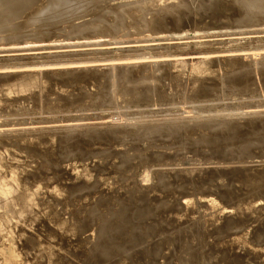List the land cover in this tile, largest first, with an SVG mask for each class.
<instances>
[{"label": "rangeland", "instance_id": "1", "mask_svg": "<svg viewBox=\"0 0 264 264\" xmlns=\"http://www.w3.org/2000/svg\"><path fill=\"white\" fill-rule=\"evenodd\" d=\"M61 1L63 3H65V2L69 3L70 0H68V1L67 0H61ZM130 1L129 0H125V1L124 0H112L110 3H108L109 0H101L99 2L96 1L97 3L96 2L94 3V7L97 5L98 9L96 6L95 8L92 7L91 10H88L90 12L93 9L96 10V12H94V10L92 11L94 14L89 12L90 14H88L89 15L88 17L85 14L88 12L83 11L85 15H82L83 12H80V14H78V13L74 12L76 10L74 8L75 6L73 7L74 9H72V5H70L68 10L69 11L72 10V12L66 11V13H68V14H65V16L60 18L61 20L60 19L53 20V18L56 19L59 15L57 17L56 16L54 17V15L50 16L51 14H49L52 21L57 22L60 20V21H62L63 24L59 21L58 23H60V24L57 23V26H55L57 28H55L53 26V23H55V22H52L49 19L48 20L49 23H48L45 21V19L47 20V17H45V19H43V21L41 20L42 22L39 21V23H36L37 24L36 26L35 25L33 26L34 28H36L35 31H34L33 27L31 28L32 31L29 32L31 34H29L26 31V28L23 26V25H26V24H24V20H21L23 18L19 19L20 22L18 21L16 23V26L14 25L15 29H14V27H11L13 29H10V27H7L9 30L8 31L6 28V25L3 24L0 26V28L2 29V30L0 29V75L3 77L2 78L0 76L2 78V80L0 78V81L2 82V83L0 82L1 86L4 85L5 83L10 82L13 79L11 77H4L10 73H11V76H14V75H18V74H27L28 73L27 71H29L31 73H33V72L35 73L37 71L38 72H41V71L45 72V71H50V70L54 71L57 69L58 70H68V69L71 70L74 68L75 69L78 68V69H82V70L84 69V72H86V71L90 70V66L93 69L97 68V71L99 69V71H98L99 73L105 72L104 74L102 73V74L98 75L99 76L98 78H100L101 80L98 79L99 81L98 80L97 81L99 82V85L95 84L97 86H94L95 89L97 90V92L95 91L93 97L88 99V100H91L92 102H90L88 100L82 101L84 104L82 102H78V103L76 102V104L74 106V101L73 102L70 101L69 103L66 102L67 104L63 103L62 105L53 103L55 105L54 106V105H52V103L51 104L47 103L44 99H41V100L38 99L37 98L38 94L37 95L34 94L31 96L26 95V97H23L24 95H22V96L18 95L19 99L16 96H14L13 98H11L10 100H8L6 102V104L8 102H10V103H8V105L5 104L6 105L5 107H3L2 109L0 108L1 109L0 110V124H1L0 125L1 126L0 134L2 133V135H0V136L1 137L5 136L4 140L1 137L0 138L3 141H5V139L8 140L9 138L11 140H13L14 139L13 137H16V136H17V140H22V139L24 140L25 136H27V137H25V139L35 138L36 136H38L37 138H39V137L41 138L42 134L44 135L42 138H45V139L47 137H48L47 139H51V138L53 139L55 136H57V138L53 139V142L57 140L56 142H54L56 147L54 145H53L54 147L52 146V151H55L54 153H56V154L52 153V151H51V154H52L51 159L54 157V162H57V163L60 162L59 165L61 166V168L64 167L62 169L64 172H67V174H71V175H73V174L77 175L76 176L77 178H80L78 176L79 175L78 173H81L84 170L89 171V169H90V172L93 174V176H95L97 174L95 178H98V179H96V184L94 183L95 185L92 183H86L84 185H80L81 181H79V180H81V179L78 180V179H76V177H74L72 179V181L71 180L70 181L65 180V181L61 182L58 179H55V176L53 174L54 172L52 171L53 173H50V170H49V172L48 171L47 172L50 173L51 176L53 174L52 177L55 180L50 176V174L47 173V175H49L50 179L48 178L46 180V179H44V177L39 176L40 178H36V179L38 181L39 180L40 181L38 182L37 180H34L35 181L34 184L38 185V186L40 185L42 187V188H40L41 192H43L42 189L45 190L42 193L45 197L41 196L42 198L44 197V198H50L51 199L50 202L53 204V206L51 203H49V205H50V211H51L52 215L54 214L53 216H55V213H56V216L58 214H60V212H58L59 209L61 211L64 210V212H65L64 218H67L68 220H72V221L74 220L75 222H77L85 233V236H83V237H85V239H87L89 236H91L94 233L92 230V227L89 225L91 222V218L93 216L100 217V216H104V215H109L110 212H108V211H111L112 215L113 214L116 215V217H114V219L116 220L114 222V224H115V227L117 226V228H114V229H117V230H114V232L112 233V238L109 237V239H108L109 240L108 244L111 246V247H109V251H111V253L108 255H115L116 258L114 257V261H117V260L119 261V259H120V260H122L121 262H123L124 258L127 259L126 261L133 260L132 257L137 256L140 253L139 255L142 256V261L141 260H139L140 262L136 261V262H134L135 264L136 263L137 264H144V263L145 264L146 263L147 264H185L182 261L183 257H184V261L185 260L188 261V260L192 259L193 264H204V262H205V264H211V263L212 264H218V263L219 264H224V263L225 264H251V263L252 264H262V262L264 264V251H262V250H264V246H263L264 245V221H263L264 220V212H263L264 211V207H263L264 206V194H263L264 193L263 192L264 191V184L262 183L263 185H261V183H260L259 184L260 186H259L258 183L254 182L256 184L255 185L252 181V180H254V181L257 180V178H259V175H260V177L264 176V173H263V171H264V72H262V71H264V69H263L264 68V20H263L264 17H263V15H257V16H255L256 18L253 17V21L251 20L252 18L248 19L246 17V19H245V17H242L243 14H242V12H240L241 10H240L239 6L236 4L234 5V2L231 3L233 0H231V1L230 0H178V1L174 0V2H173V0H170V1L167 0V2H166L167 4H177L178 6L176 5V7L179 8V6H182L183 8L180 7V9H181L180 11L179 10H173L174 8L173 9L167 8V10H168L167 11L164 8V9H162L163 12L160 11V14L157 12V15L160 16V18L156 16V13H154V15L151 16V18L149 19V23L147 24V26H145L146 28L142 27V26L140 28L139 23H137V24L135 23V22H137V20L140 19V15L138 16V14H135L136 12L135 13L130 12L131 14L130 13L129 14L131 15V18L133 20H131L129 22L130 15H129V17L127 16L125 18L126 19L125 27H124V25H123V27L120 26L116 29L118 31H116V30L114 31L113 30L114 28L111 26V25H113V23H112L113 17H111V15H110L111 12L113 14H115L114 12H116V13L120 12V10L124 9V7H125L124 5L128 6L130 3H132V4L134 3V4L139 5V6L143 5L142 7L146 6L147 7V8L145 7L146 9L149 8L148 3L147 4L144 3L145 1H148V0H142L141 2H143L144 4L140 3L139 0L138 1L132 0L133 2L132 1L130 2ZM164 1H166V0H163L162 2H164ZM137 2L139 4H137ZM70 3H72V2L70 1ZM183 3H185V4H183ZM41 4L43 6L45 3H41ZM140 4H142V5H140ZM180 4H182V5H180ZM103 6H104V8H103ZM105 8H106V10H105ZM32 9H28V12H29V10H32ZM107 9H108V11H107ZM109 9H111L112 11L111 10L109 11ZM175 9H177V8H175ZM165 10L168 12V15H170L172 18L170 16L166 15L167 12ZM172 11H174V12L178 11V13L180 12L182 15L179 13L180 16H178L177 12L172 13ZM102 12H104V13H102ZM108 12H109V15H108ZM257 12L258 11H256L255 14H257ZM164 13H165V15H164ZM76 14H77V16H76ZM100 14H103L105 19L107 17V19L109 21H112V22L108 23V21L106 19L105 20L106 23H105L103 21L104 17L102 19V15L100 17ZM113 14H112V16H113ZM134 14L137 16L134 17L133 16ZM171 14H173V15H171ZM46 15H48V13H44V16H46ZM93 15H96V16H93ZM106 15H108V16H106ZM80 16L82 17L81 21H80V19H81ZM64 18H66V20ZM135 18H136V21H135ZM173 18H175L176 21ZM242 18L245 20V22L243 21ZM258 18H259V21H258ZM160 19L161 20L165 19V20L161 21ZM177 19H179L180 21ZM240 19H242V20H240ZM90 20H92L93 22ZM101 20H102V22H101ZM249 20L252 22H250ZM255 20H257L258 22H255ZM89 21H90V23H89ZM132 21H135V22L132 24ZM163 21H165L167 24ZM237 21H238V24H237ZM50 22L52 23V25L49 26ZM77 22H79V23H77ZM84 22H85V24H84ZM91 22L93 24H95V26ZM152 22H154V23H152ZM172 22H174L175 24ZM241 22H243V23H241ZM80 23H82L83 25H88L87 26L88 28L81 26L82 30H85V31H81V28L79 30L77 29L78 31L76 29H73L74 27L72 28L73 24H74V26H76V28H79L80 25H82ZM97 23H99V24H97ZM100 23H101V25H100ZM161 23L163 26L161 25ZM20 24H23V25H20ZM134 24H135V26H134ZM168 24H169V26H166ZM89 25H91L90 29H89V27H90ZM97 25H98V27H97ZM51 26H53V28ZM93 26L95 28H93ZM99 26H101L100 28H102V29L105 28V31L108 30L109 27L111 26L110 29L112 30V32L110 29L108 32H105L104 29L103 30L99 29ZM48 27H51V29ZM152 27L154 29H152ZM167 27H168V29H167ZM3 28H5V29H3ZM21 28L23 30H21ZM86 28L90 31H88V30L86 31ZM106 28H108V29H106ZM150 28L152 30H150ZM63 29H65V30H63ZM95 29L97 31H95ZM99 30H100V32L104 31V32H102V34H105V35H103V36H102V34L100 35V32L96 33ZM71 31L73 33H71ZM148 31H150L151 33ZM66 32H68V33H66ZM74 32L77 34H74ZM109 32H111V33H109ZM81 33H83L85 36ZM126 33H129V34H126ZM23 34H25V36ZM71 34H74V35L71 36ZM78 34H80V35H78ZM10 35H11V37H10ZM13 35H14V37H13ZM37 35H39V36H37ZM98 35H100V36H98ZM3 37H5V38H3ZM44 37H45V39H43ZM18 39H20V40H18ZM5 41H7V42H5ZM36 41H37V44L35 43ZM94 43H95V45H94ZM84 44H86V45H84ZM30 46H31V48H30ZM70 46H72V47H70ZM61 54H62V56H61ZM261 65H263V66H261ZM118 66L121 68V72L124 69H128V70H126L127 73H125L126 72L125 70L123 71L125 74L122 72V75L124 74L125 76L123 75L124 78L122 77V75L119 77V81H120L119 84H118V78L115 80L108 81L110 79V77H109V74L107 73V71L111 70V67H118ZM122 66H123V69H122ZM47 67H48V69H47ZM259 68H261L262 71ZM41 69H43V70H41ZM133 70H134V72H133ZM90 71H93V70H90ZM128 71L132 72V75L134 74V77L137 78L138 80L132 79V81H131L130 79L133 76L131 75V77H130L131 73ZM135 71H137V72H135ZM148 71H150V72H148ZM93 72H95V71H93ZM14 73H16V74H14ZM106 73L108 74L107 77L105 76ZM135 73H136V76H135ZM127 75H129L130 78ZM8 76H10V75H8ZM101 77H103V78H101ZM125 77H126V80H125ZM127 77L129 80L127 79ZM9 78H10V80H9ZM121 78L124 79V81H123L124 83L121 82V80H120ZM146 78H147V80H146ZM105 79H108V80H105ZM141 79H143V80H141ZM125 81H127V82H125ZM130 81L132 84L134 83L133 85L137 86L135 88L140 90V93H138L139 91L136 92L137 89H135V92L137 94L134 93L131 96L134 98L137 95L134 99H132L130 96H128V97L123 96L125 91H127L130 88L129 87ZM98 82H96V83H98ZM101 82L104 84V85L102 84V88L104 87L103 89L100 86ZM113 82H116V83H113ZM107 84L110 86L111 85L114 86L113 87L114 89L112 87H109ZM139 85H140V87H139ZM98 86H99V88H97ZM105 86H107V87H105ZM2 87H4V86H2ZM231 87H232V89H231ZM108 88H109V90H108ZM100 90H103L102 92H104V93H102ZM105 90H106V92H105ZM110 90H112V91H110ZM159 90H160V92H159ZM231 91H233V92H231ZM149 92H150V94H149ZM203 92H205V93H203ZM96 94L97 95L101 94V95L97 96ZM109 94H110V96H109ZM120 94H122V96H120ZM141 94H143V95H141ZM144 94H146V95L144 96ZM154 95H155V97H154ZM33 96H35V97H33ZM31 97L34 99H32ZM97 98H99V99L97 100ZM15 100L16 101L18 100V102H16ZM21 100H23V101H21ZM38 101H39V103H38ZM13 102H14V104H13ZM87 102H89V103H87ZM200 102H202V103H200ZM37 103L39 104L38 106H37ZM40 105L43 108H41ZM76 105H78V106H76ZM155 105H157V106H155ZM205 105H207V106H205ZM7 106H9V108ZM44 106H45V108H44ZM48 106L50 108L46 109V108H48ZM52 106L55 109H53ZM5 108H6V110H5ZM17 108H19V109H17ZM39 108H41V110ZM58 108H61V109H58ZM3 109L5 110V113H4ZM48 113H49V115H48ZM256 113L257 114L261 113V114L257 115ZM10 114H12V115L10 116ZM13 114L14 115L16 114L17 116L15 115V117H12ZM8 115H9L10 119H9ZM3 117H6V119H8V120H6ZM44 117H46V118H44ZM254 117H256V118H254ZM258 117H259V119H258ZM230 119H231V122H230ZM11 121L13 124L11 123ZM186 122H188V123H186ZM223 124H224V126H223ZM245 124H246V126H245ZM139 125H141L142 128ZM156 126H157V128L155 130L154 127H156ZM159 126H161V127H159ZM204 126L207 130H210V129L212 130V131L210 130L212 133H214V134L210 135L212 138L208 137L210 131L208 133V131L204 128ZM208 128H210V129H208ZM220 128L222 130L223 129H225V130L218 131ZM238 128H239V131H237ZM200 129H201V131H200ZM242 129H244V130H242ZM254 129L256 130V132ZM241 130L245 133H243ZM259 130H260V132H259ZM206 131H207V133H206ZM215 131L219 135L217 134L216 138L213 139V135L215 136V134H216ZM173 132H175L174 134L176 135V137L173 134ZM241 132H242V134H241ZM48 133H49V135H48ZM51 133H54V134H52L54 137L51 135ZM204 133H205V135H204ZM237 133H238V135H237ZM35 134H37V135H35ZM66 134L69 136H67ZM141 134H143V135H141ZM224 134H225V136H224ZM29 135H30V137H29ZM72 135H74V136H72ZM177 135H179V136H177ZM19 136L21 139L19 138ZM241 136H244V137H241ZM58 137H59V139H58ZM170 137H172V139H170ZM203 137H205L204 141H203ZM65 138H67V139H65ZM225 138H227V139H225ZM247 138H249V139H247ZM250 138H252V139H250ZM62 139L64 140V142ZM72 139H73V141H72ZM103 139H105V140H103ZM205 139L206 140L208 139V142ZM209 139L215 140L217 142L219 141V142H218V144H215L217 142L214 141L215 142L214 143L213 141H210ZM223 139H224V141H223ZM2 140H0V169L5 170L6 166H8L9 164L15 163V161L12 160L11 158L9 159V156L7 155V153L4 152L3 147L1 148V145H2L1 143L3 142ZM60 140H61V142H60ZM65 140H66V143H65ZM67 140H69V141H67ZM192 140L193 141L195 140V142H193ZM201 140H202V142H200ZM231 140H232V142H231ZM71 141L74 144H72ZM74 141L76 143H79V148H78V146H76V143ZM220 141L222 144H224V146L220 143ZM204 142H207L209 144L204 143ZM248 142H250L249 145H247ZM67 143H69V144H67ZM255 143H257V144H255ZM193 144H195V147H193L194 146ZM250 144H252V145H250ZM208 145H209V148H207ZM238 145L241 146V149L239 148ZM58 146H59V149H58ZM166 146H168L169 148ZM188 146H190V147H188ZM196 146L198 148H196ZM219 146H220V148H219ZM70 147L72 150L74 148L78 151L73 150L74 151L73 152L70 149ZM80 147H82V148H80ZM54 148H57L58 152H57V149L54 150ZM62 148H63L64 154H66V152H69V154H66L68 156L67 159H65L66 155L64 156V155H62L63 153H61ZM228 148L230 150H228ZM199 149H200V151H199ZM244 149H245V151H244ZM178 150H179V152H178ZM214 150H217V151L220 150V151L217 152ZM239 150H240V152H239ZM79 151H82V152H79ZM70 152L72 154H70ZM243 152H244V154H243ZM77 153H78V155H77ZM233 153H234V155L236 153L237 154L240 153L239 154L240 157L237 154L235 156L232 155ZM53 154H54V156H53ZM56 155H59V157ZM125 155H126V157H124ZM149 155L152 156V158ZM224 155H226V156H224ZM246 155L247 156L249 155V156L247 157ZM23 156H24V158H23ZM27 156H28L27 154H24V155L22 154L21 157L19 158L20 160L18 159L19 162L17 161L18 164L21 163L20 166L23 169L25 168L24 170H27L26 171L27 173L30 170L29 172L31 174L30 173L29 174L32 175L34 173H38V170L41 171L43 169L44 161L42 158L38 157V159H39L38 160V159H36L37 157L34 155H32L33 157H31V155H29V157H31V158H29V157L27 158ZM63 156H64V159H63ZM61 157H62V159H61ZM114 157L116 158V160ZM121 157H123V158L120 160ZM162 157H164V158H162ZM168 158H169V160H168ZM129 160H132V162ZM158 160H159V162H158ZM163 160H165V161H163ZM39 161H41V162L39 163ZM122 161H124V163H121ZM127 161H128V164L124 165L125 163H127ZM142 161H143V163H142ZM5 163L8 165H6ZM22 163L24 165H22ZM119 163H121V164H119ZM39 164H40V167H39ZM111 164H113V165H111ZM129 164H130V166L128 167ZM4 165H6V166H4ZM84 165H86V166H84ZM123 165H124V167H123ZM134 165H136L137 168ZM79 167H81V168H79ZM111 167H112V169H111ZM91 168H92V170H91ZM123 168H124V172H122ZM126 168H128V169H126ZM35 169H37V170H35ZM75 169L77 172L75 171ZM81 169H82V171H81ZM101 169L102 170L104 169L105 171H102ZM106 169H108V170H106ZM119 169H121V171ZM129 169H132L133 173L131 172L132 170H129ZM99 170H101L103 173ZM202 170H203V172H202ZM239 171L240 172H247V174L249 173L248 175L252 179L251 180L252 182L248 183L249 185L243 184L242 186L237 187L233 183L231 184V182L229 180H233L236 172H239ZM115 172H116V174H115ZM167 172H168V175L166 176ZM197 172H198L199 176H201V178L203 176H206L207 173H211V172L214 174H218V176L216 177L217 179L215 178L216 184H215V181L212 182L213 184L211 183V185L205 186V187H203V185H201L198 182L196 184V182H194L192 180L200 178L198 176ZM250 172L252 173L253 176L252 175L250 176V174H251ZM256 172L258 173V175ZM99 173H102V174L99 175ZM111 173L113 174V176H111L112 175ZM124 173L125 174L130 173L129 175H131V173H132V178L129 177V181H131V182L125 181V182L121 183V187H123L122 190H120L121 188L116 189L112 186H110L111 187L110 188L107 185L108 180L105 181V179L107 178L106 176L109 177L108 179H111V177H112V179H111L112 181L116 180L115 181L116 182L115 185H116L120 180L119 178H122L121 176H123ZM201 173H204V175ZM220 173H224L227 175L231 174V175L230 176H224L222 174V176H221ZM98 175L100 178L98 177ZM101 175H103V176H101ZM169 175H171L173 177V179ZM176 175H177V177H176ZM117 176H118V179H117ZM197 176H198V178H197ZM256 176H258V177L256 178ZM162 177H164L165 179H163ZM166 177L170 178V180H168ZM228 178H229V180H228ZM42 179L44 180V182ZM100 179L101 180L104 179V180H102V183H101ZM183 179L186 181L191 180L190 181L191 183H189V182H188L189 184L183 183L184 182ZM53 180L55 182L57 181L58 183H62V184H59V185H61L62 189L65 188L66 190L67 189L71 190V194H69L70 196L68 195V197L66 199L67 202L65 200H63L64 198L62 197V195H59V194H57V196L52 195V198L54 199L53 201H52V198L48 196L52 192L51 190H53L52 187L54 188V187L59 186L58 183L57 182L55 183ZM172 180L173 181L177 180V182H173ZM46 181H48V183ZM178 181L179 182L181 181L182 185H179L181 183H178ZM105 182H106L107 186L105 185ZM160 182H162V184H160ZM49 183L52 184V185H50L51 188L50 187L47 188V186H49ZM123 183H125V185H122ZM174 183H176V184H174ZM55 184H56V186H53ZM73 184H75V185H73ZM91 184H92V186H91ZM45 185H47V186H45ZM63 185H64V187H63ZM65 185H67V186H65ZM103 185H105V186H103ZM128 185H129V187H126ZM216 185H218V186H216ZM250 185H252L251 187H253V185H254V187L251 188ZM95 186H97V187H95ZM179 186H181V187H179ZM210 186H211V188H210ZM243 186H245V188H243ZM69 187H71V188H69ZM75 187H77V188H75ZM80 187H81V189H79ZM99 187H100V189H99ZM260 188H261V190H260ZM218 189H221V190H218ZM46 190L49 192V194H46V192H47ZM73 191L75 193H73ZM130 191H132V192H130ZM104 194H105V196H104ZM215 195H217V196H215ZM113 196H114V199L117 198L118 200L116 199L114 202ZM138 196H139V198H138ZM6 197L7 196H3L2 194H0V213H1V219L0 220L3 222V223L2 222L0 223V227L2 229L5 228V230L0 229V235L1 234L6 235V236L5 235L0 236V264H12V263L13 264H33V263L34 264H49L50 263L49 258H47L48 256H47L46 251L45 250L43 251V249L41 247H37L36 249L26 247L24 240H22V238L20 237L22 234V231L23 232L35 231L34 233L37 236L42 234V236H44V237L41 236V240L45 241V239H49L48 243L50 245L52 244L53 248L54 247H60L61 249L67 248L66 252H63L65 257H63V255L61 257V262L67 264L68 263L67 260H70V258H68V257H71L69 252H68V248H69V244H70V242H69L70 238L67 236H64V235H60L61 237H59V235L56 236V233L51 232L53 230V226L49 225L50 223L48 220H50V222H55V221L49 218L47 220L46 219H44V220L40 219V221H39V219H37V221H34V223H35V224L33 223L34 225L31 223H29L30 225L28 223H24V222H22L24 220L18 218L19 217L18 214H17L18 217L15 216L16 211H18V210L11 203V200L9 201V199L8 198L6 199ZM141 197H142V200H141ZM147 197H149V199ZM106 198H109L108 199L109 201L108 200L106 201ZM73 199H74V201H73ZM122 199H123V201H122ZM193 199H195V200H193ZM7 200L11 204L6 205ZM57 200H58V203H56ZM61 200H63V201H61ZM252 200L254 202L255 201L256 202L254 203ZM44 201H46V199L45 200L43 199V203H44ZM133 201H134V203H133ZM180 201H181V203H180ZM40 202H42V199H40ZM101 202H102L103 207H102V205L100 207ZM125 202L127 204H125ZM128 202H130V203H128ZM143 202H144V204H143ZM173 202H175V203H173ZM136 203H138V204H136ZM139 203H141L142 206ZM147 203L149 205H146ZM191 203H192V205H191ZM75 204H77V205H75ZM108 204H109V206H108ZM135 204H136V207H135ZM255 204L257 207L255 206ZM124 205H125V207H124ZM191 206L193 208H190ZM245 206H248V207H245ZM142 207H144V208H142ZM56 208H58L57 211H56ZM108 208L115 209L114 210L115 212H113V209H108ZM99 209L100 210L102 209V210L100 211ZM104 210L106 212H108L109 214L106 213ZM75 211L76 212L78 211L77 213L80 212L78 214V216H77V213ZM93 211H95V214ZM165 211H167V212H165ZM244 211H245V213H244ZM187 212H189V214ZM246 213H247V215H246ZM73 214L76 216H74ZM86 214H88V215H86ZM90 214H91V216H90ZM84 215H86V216H84ZM235 215L237 216V218ZM2 216H3V218H2ZM250 216H251V218H250ZM71 217H72V219H71ZM211 217H212V219H211ZM76 218H78V219L80 218V220H78ZM213 218H214V220H213ZM6 219H8V222L6 221ZM82 219H84V220L81 221ZM154 219H156V220H154ZM4 220L8 224L7 225L8 229L3 226L6 224L4 222ZM47 221H48V223H47ZM203 221H204V223H202ZM170 222H171V224H170ZM16 223H18V225ZM210 223H212V225ZM1 224H3V225H1ZM81 224H83V227L81 226ZM88 225L90 228L88 227ZM171 225H172V227H171ZM27 226H29L30 229L27 228ZM30 226H32V228ZM43 226L46 228H44ZM47 226H48V228H47ZM19 227H21V229ZM185 227H186V229H185ZM199 227H200V229H198ZM16 228H17V231H16ZM18 228H19V230H18ZM33 228H36V229H33ZM49 228H50V230H49ZM86 228L88 230H86ZM245 228H247V229H245ZM252 228L254 230H252ZM6 229L9 231L6 232ZM10 229H11V232H10ZM12 229L14 230V232H16V234H19L18 232L20 231V236L19 235L16 236V234L13 232ZM25 229H26V231H25ZM46 229L48 231H46ZM202 230H203V232H202ZM262 230H263V232H261ZM115 231L117 232V234L114 235ZM2 232H5V233H2ZM36 232L39 234H37ZM47 232L50 233V235ZM210 232H212V234ZM46 233L48 236H46ZM183 233H184V235H183ZM199 233H200V235H199ZM251 233H253V234H251ZM185 235H186V237H185ZM204 235H206V236H204ZM45 236H46V238H45ZM113 236H114V238H113ZM124 236H125V241H124ZM210 236H211V238H210ZM54 237H56V238L54 239ZM175 237L178 239H176ZM183 238L185 240L187 239L186 240L187 242ZM229 238H230V240H229ZM231 238H232V240H231ZM59 239H61V240H59ZM117 239H119V240H117ZM127 239H128L129 244H127L128 243ZM217 240H219V241H217ZM226 240L230 241L229 245L227 244L228 242L224 243ZM53 241H54V243H53ZM65 241L66 242L68 241V243H66ZM58 242H59V244H58ZM122 242H123V244H122ZM118 244H119V246H118ZM124 244L126 246L128 245V247H129L128 252L123 251L122 245H124ZM195 244H197V245H195ZM220 244L222 247H219ZM225 244H227L228 246ZM230 244H231V247H230ZM130 245H132V246H130ZM43 246L44 245H42V247ZM114 246L117 248V250ZM120 246H121L122 251L120 250ZM184 246H185V248H184ZM224 246L226 247V249ZM247 247H248V250H247ZM21 248H22V250H21ZM38 248L39 249L41 248L40 249L41 251ZM28 249L35 250L36 255L33 254L34 253L33 251H30V250L28 251ZM131 249H132V251H131ZM135 249L137 251H135ZM85 250L80 252V253H78V251H74V256L71 257V259L73 260V262L75 264H78V263L79 264H82V263L83 264H89V263H91V264H108L107 259H103L102 256L100 255L102 252V251H100L101 248L98 249V247H95L94 251L96 252V254L94 251H92V254H91L92 256H90L91 259L87 256L88 252ZM112 250H114V252H112ZM181 250L183 252H181ZM187 250H188V252H187ZM107 252H108V249H107ZM185 252H187V254H185ZM250 252H252V253H250ZM258 252H260L261 254ZM76 253L78 256L76 255ZM81 253L83 254V256ZM178 253H179V256H178ZM182 253L184 254V256ZM190 253H191V256H190ZM79 254H81L83 259L80 258ZM130 254H132L130 256L131 258L129 257ZM194 254L195 255L197 254V255L195 256ZM125 255H126V257H125ZM255 255L258 257L260 256V257L258 258ZM84 256L86 259L84 258ZM94 256H96V257H94ZM181 256H182V258H181ZM255 257L259 260L257 261V259ZM153 259H154V261H153ZM75 260H77V261H75ZM180 260L182 261V263H180L181 262ZM231 260H233V261H231ZM143 261H144V263H143ZM187 261H185V262H187ZM230 262H232V263H230Z\"/></svg>", "mask_w": 264, "mask_h": 264}, {"label": "bare ground", "instance_id": "2", "mask_svg": "<svg viewBox=\"0 0 264 264\" xmlns=\"http://www.w3.org/2000/svg\"><path fill=\"white\" fill-rule=\"evenodd\" d=\"M68 1V0H67ZM70 1L72 2V3H70ZM69 1V3L67 2H65V3H63L61 0H0V26L1 25H6V28L7 27H10V29H13V28H11V27H14V29H15V26H16V23L19 21L20 22V20L19 19H21V18H23V19H21V20H24V24H26V25H23V24H20V25H23L25 28H26V31L29 33V32H31L32 30H31V28L35 25H37L36 23H39V21H43V19H45V17H47V20L45 19V21L46 22H48V20L50 19L51 20V18H50V16H52V15H54V17L56 16H58L56 19H54L53 18V20H58V19H60V18H62L63 16H65V14H68V13H66V11H68V12H72V10H68L69 9V6L70 5H72V9H76L74 12H76V13H78V14H80V12H88V13H85L86 14V16L88 17L89 15L88 14H90V13H92V14H94L92 11L94 10H92L91 12L90 11H88V10H91L92 9V7L93 8H95L94 7V3L96 2V1H101V0H70ZM112 0H109V2L108 3H110ZM125 1V0H124ZM130 1V0H129ZM132 1V0H131ZM130 1V2H131ZM138 1V0H137ZM142 0H139V2L140 3H142V4H147L148 3V5H149V8L148 9H146L145 7H142L143 5L142 4H140V5H142V6H139V5H136V4H132V3H128L129 5L128 6H126V5H124L125 7H124V9L123 10H120V12H114L115 14H113L112 12H111V17H113V22L112 21H109L108 19H107V17H106V19H107V21H108V23L109 22H112L113 23V25H111L114 29V31L118 28V27H120V26H122L123 27V25H124V27H125V21H126V17L128 16L129 17V15L131 14L130 12H136L135 14H138V16L140 15V19L139 20H137V22H135L136 21V18H135V21H132V24L135 22L136 24L137 23H139V26H140V28H141V26L142 27H145V26H147V24L149 23V19L151 18V16H153L154 15V13H156V16L157 17H159L160 18V16H158L157 15V12L160 14V11L161 12H163L162 11V9H166L167 10V8H174L173 10H181L180 9V7H182V6H179V8L178 7H176V5L177 4H167L166 2H167V0L166 1H164V2H162L163 0H148V1H145L144 3L143 2H141ZM170 1V0H169ZM178 1V0H177ZM231 1V0H230ZM47 2V3H46ZM118 2V1H117ZM128 2V1H127ZM133 2V1H132ZM172 2V1H171ZM170 2V3H171ZM173 2H174V0H173ZM193 2V1H192ZM234 2V5L236 4V5H238L239 6V8H240V12H242V17H245V19H246V17L248 18V19H251L252 21H253V17H255V16H257V15H263V17H264V0H233L231 3H233ZM41 3H45L43 6H42V4ZM97 3V2H96ZM107 3V4H108ZM120 3V2H119ZM169 3V2H168ZM177 3V2H176ZM180 3V2H179ZM178 3V4H179ZM41 4V5H40ZM75 4V5H74ZM127 4V3H126ZM137 4H139L138 2H137ZM183 4H185V3H183ZM147 5V6H148ZM180 5H182V4H180ZM75 6V7H74ZM121 6V5H120ZM119 6V7H120ZM178 6V5H177ZM199 6V5H198ZM34 7V8H33ZM43 7V8H42ZM74 7V8H73ZM109 7V6H108ZM123 7V6H122ZM185 7V6H184ZM33 8V9H32ZM71 8V7H70ZM103 8H104V6H103ZM116 8V7H115ZM175 8H177V9H175ZM183 8V7H182ZM237 8V7H236ZM28 9H32V10H29V12H28ZM97 9H98V6H97ZM185 9V8H184ZM238 9V8H237ZM105 10H106V8H105ZM104 10V11H105ZM111 9H109V11H110ZM165 10V11H166ZM46 11V12H45ZM48 11V12H47ZM107 11H108V9H107ZM112 11V10H111ZM164 11V12H165ZM168 11V10H167ZM166 11V12H167ZM170 11V10H169ZM256 11H258L257 12V14H255V12ZM28 12V13H27ZM84 12H83V14L82 15H85L84 14ZM90 12V13H89ZM94 12H96V10H94ZM106 12V11H105ZM174 11H172V13H173ZM177 13H178V11H176ZM176 12H174V13H176ZM184 12V11H183ZM27 13V14H26ZM44 13H48V15H46V16H44ZM102 13H104V12H102ZM130 13V14H129ZM170 13V12H169ZM180 13V12H179ZM178 13V16H180V14ZM187 13V12H186ZM25 14V15H24ZM43 14V15H42ZM49 14H51L50 16H49ZM72 14V13H71ZM70 14V15H71ZM75 14V13H74ZM91 14V15H92ZM112 14H113V16H112ZM133 15L134 17H136L137 15ZM184 14V13H183ZM97 15V14H96ZM96 15H93V16H96ZM101 15H102V19H103V14H100V17H101ZM108 15H109V12H108ZM108 15H106V16H108ZM164 15H165V13H164ZM166 15H168V12H167V14ZM171 15H173V14H171ZM182 15V14H181ZM73 16V15H72ZM76 16H77V14H76ZM75 16V17H76ZM85 16V17H86ZM99 16V15H98ZM155 16V17H156ZM168 16H170V15H168ZM99 17V18H100ZM133 17V18H134ZM156 17V18H157ZM171 17V16H170ZM176 17V16H175ZM262 17V16H261ZM260 17V18H261ZM68 18V17H67ZM80 21L82 20V17L80 16ZM153 18V17H152ZM163 18V17H162ZM165 18V17H164ZM172 18V17H171ZM256 18V17H255ZM254 18V19H255ZM65 20H66V18H64ZM84 19V18H83ZM94 19V18H93ZM105 17H104V19H103V21L105 22ZM110 19V18H109ZM138 19V18H137ZM158 19V18H157ZM173 19H175V18H173ZM180 19V18H179ZM179 19H177V20H179ZM243 19V18H242ZM242 19H240V20H242ZM263 19V18H262ZM261 19V20H262ZM61 20V19H60ZM59 20V21H60ZM78 20V19H77ZM112 20V19H111ZM131 20H133L132 18H131V15H130V18H129V22L131 21ZM161 20V19H160ZM162 20H165V19H162ZM161 20V21H162ZM264 20V19H263ZM41 21V22H42ZM52 21V20H51ZM59 21H57V22H55V21H52V22H55V23H53V26L55 27V26H57V23L59 22ZM75 21V20H74ZM90 21H92V20H90ZM90 21H89V23H90ZM98 21V20H97ZM96 21V22H97ZM139 21V22H138ZM175 21H176V19H175ZM180 21V20H179ZM243 21L245 22V20L243 19ZM247 21V20H246ZM250 21V20H249ZM252 21H250V22H252ZM258 21H259V18H258ZM257 20H255V22H258ZM61 23H62V21H60ZM86 22V21H85ZM85 22H84V24H85ZM93 22V21H92ZM91 22V23H92ZM95 22V23H96ZM101 22H102V20H101ZM151 22V21H150ZM163 22H165V21H163ZM249 22V23H250ZM49 23V22H48ZM73 23V22H72ZM77 23H79V22H77ZM88 23V24H89ZM106 23V22H105ZM104 23V24H105ZM152 23H154V22H152ZM158 23V22H157ZM166 23V22H165ZM172 23H174V22H172ZM241 23H243V22H241ZM240 23V24H241ZM46 24V23H45ZM56 24V25H55ZM58 24H60V23H58ZM63 24V23H62ZM80 24H82V23H80ZM93 24V23H92ZM97 24H99V23H97ZM167 24V23H166ZM175 24V23H174ZM178 24V23H177ZM237 24H238V21H237ZM252 24V23H251ZM15 25V26H14ZM19 25V24H18ZM47 25V24H46ZM50 25H52V23L50 22V24H49V26ZM79 25V24H78ZM77 25V26H78ZM94 26H95V24H93ZM100 25H101V23H100ZM109 25V24H108ZM152 25V24H151ZM155 25V24H154ZM160 25V24H159ZM161 25H162V23H161ZM257 25V24H256ZM44 26V25H43ZM53 26H51L52 28H53ZM60 26V25H59ZM62 26V25H61ZM81 26L83 27H87L88 25H80V27L79 28H76V26H74V24H73V26H72V28L73 29H80L81 28ZM90 27H89V29L91 28V25H89ZM93 26V28H95ZM110 26V27H111ZM130 26V25H129ZM128 26V27H129ZM134 26H135V24H134ZM137 26V25H136ZM138 26V27H139ZM156 26V25H155ZM163 26V25H162ZM165 26V25H164ZM166 26H169V24L168 25H166ZM165 26V27H166ZM248 26V25H247ZM262 26V25H261ZM45 27V26H44ZM51 27H48V28H50L51 29ZM97 27H98V25H97ZM96 27V28H97ZM101 26H99V29H102V28H100ZM107 27V26H106ZM110 27H109V29H110ZM137 27V28H138ZM154 27V26H153ZM152 27V29H154ZM176 27V26H175ZM253 27V26H252ZM18 28V27H17ZM24 28V29H25ZM30 28V29H29ZM34 28V27H33ZM55 28H57V27H55ZM54 28V29H55ZM88 28V27H87ZM86 28V31L88 30ZM92 28V29H93ZM133 28V27H132ZM136 28V29H137ZM146 28V27H145ZM1 29V28H0ZM3 29H5V28H3ZM28 29V30H27ZM35 29L36 28H34V31H35ZM42 29V28H41ZM47 29V28H46ZM85 29V28H84ZM91 29V30H92ZM104 29V31H105V28H103ZM102 29V30H103ZM106 29H108V28H106ZM109 29L108 30H106L105 32H108L109 31ZM139 29V28H138ZM143 29V28H142ZM148 29V28H147ZM151 28H150V30H152ZM166 29V28H165ZM167 29H168V27H167ZM2 30V29H1ZM7 30H8V28H7ZM21 30H23L22 28H21ZM63 30H65V29H63ZM62 30V31H63ZM77 30V31H78ZM94 30V29H93ZM111 30V29H110ZM132 30V29H131ZM146 30V29H145ZM157 30V29H156ZM9 31V30H8ZM53 31V30H52ZM67 31V30H66ZM81 31H85V30H82V28H81ZM88 31H90V30H88ZM95 31H97L96 29H95ZM104 31H101L100 32V30L98 31V32H96V33H99L100 32V35L102 34V32H104ZM116 31H118V30H116ZM141 31V30H140ZM3 32V31H2ZM7 32V31H6ZM25 32V31H24ZM76 32V31H75ZM74 32V34H77V33H75ZM94 32V31H93ZM92 32V33H93ZM111 32H112V30H111ZM111 32H109V33H111ZM148 32H150V31H148ZM159 32V31H158ZM13 33V32H12ZM18 33V32H17ZM22 33V32H21ZM49 33V32H48ZM66 33H68V32H66ZM70 33V32H69ZM71 33H73L72 31H71ZM79 33V32H78ZM86 33V32H85ZM91 33V32H90ZM143 33V32H142ZM151 33V32H150ZM29 34H31V33H29ZM55 34V33H54ZM74 34H71V36L72 35H74ZM81 34H83V33H81ZM126 34H129V33H126ZM8 35V34H7ZM16 35V34H15ZM24 36H25V34H23ZM43 35V34H42ZM47 35V34H46ZM78 35H80V34H78ZM77 35V36H78ZM84 35V34H83ZM91 35V34H90ZM100 35H98V36H100ZM103 35H105V34H102V36ZM18 36V35H17ZM37 36H39V35H37ZM48 36V35H47ZM56 36V35H55ZM85 36V35H84ZM87 36V35H86ZM125 36V35H124ZM130 36V35H129ZM10 37H11V35H10ZM13 37H14V35H13ZM19 37V36H18ZM27 37V36H26ZM29 37V36H28ZM32 37V36H31ZM57 37V36H56ZM119 37V36H118ZM3 38H5V37H3ZM30 38V37H29ZM96 38V37H95ZM38 39V38H37ZM43 39H45V37L43 38ZM68 39V38H67ZM79 39V38H78ZM86 39V38H85ZM18 40H20V39H18ZM26 40V39H25ZM42 40V39H41ZM48 40V39H47ZM98 40V39H97ZM13 41V40H12ZM27 41V40H26ZM128 41V40H127ZM5 42H7V41H5ZM30 42V41H29ZM36 44H37V41L35 42ZM57 43V42H56ZM146 43V42H145ZM54 44V43H53ZM81 44V43H80ZM92 44V43H91ZM100 44V43H99ZM43 45V44H42ZM84 45H86V44H84ZM94 45H95V43H94ZM129 45V44H128ZM150 45V44H149ZM68 46V45H67ZM56 47V46H55ZM70 47H72V46H70ZM81 47V46H80ZM100 47V46H99ZM28 48V47H27ZM30 48H31V46H30ZM35 48V47H34ZM77 48V47H76ZM109 49V48H108ZM75 51V50H74ZM122 51V50H121ZM85 52V51H84ZM99 53V52H98ZM78 54V53H77ZM60 55V54H59ZM76 55V54H75ZM263 55V54H262ZM58 56V55H57ZM61 56H62V54H61ZM64 56V55H63ZM68 56V55H67ZM82 56V55H81ZM77 57V56H76ZM130 57V56H129ZM68 58V57H67ZM105 58V57H104ZM128 58V57H127ZM109 60V59H108ZM241 60V59H240ZM247 61V60H246ZM147 62V61H146ZM69 63V62H68ZM122 63V62H121ZM63 64V63H62ZM75 64V63H74ZM106 64V63H105ZM104 64V65H105ZM118 64V63H117ZM69 65V64H68ZM101 65V64H100ZM121 65V64H120ZM143 65V64H142ZM257 65V64H256ZM89 66V65H88ZM151 66V65H150ZM159 66V65H158ZM261 66H263V65H261ZM260 66V67H261ZM101 67V66H100ZM129 67V66H128ZM127 67V68H128ZM131 67V66H130ZM83 68V67H82ZM151 68V67H150ZM262 68V67H261ZM261 68H259V69H261ZM47 69H48V67H47ZM53 69V68H52ZM56 69V68H55ZM96 69V70H95ZM95 69H93V68H91V66H90V70H93V71H95V72H93V71H86V72H84V69L82 70V69H78V68H74V69H71V70H54V71H45V72H42L41 70H43V69H41L40 71L41 72H33V73H31V72H29V71H27L28 73L27 74H18V75H14V74H16V73H14L13 75L14 76H11V73L10 74H7V76H4V77H11V78H13L10 82H8V83H3L4 85H2V86H4V87H2L1 86V84H0V108L2 109L3 107H5L6 105H8V103H10V102H8L7 104H6V102L8 101V100H10L11 98H13L14 96H16L17 98H18V95H24L23 97H26V95H29V96H31V95H34V94H38L37 95V98L38 99H44L47 103H49V104H51L52 103V105H54V104H60V105H62L63 103H65V104H67L66 102H70V101H74V106H75V104H76V102L78 103V102H82V101H87L88 99H90V98H92L93 97V95H94V92L96 91L97 92V90L95 89V87L94 86H97V85H95V84H98L99 85V80H101L100 78H98L99 76V74H102L103 72H101V73H99L98 71H99V69H98V71H97V68H95ZM122 69H123V66H122ZM264 69V68H263ZM12 70V69H11ZM88 70V69H87ZM109 70V69H108ZM125 71L126 70H128V69H124ZM123 70V71H124ZM132 70V69H131ZM141 70V69H140ZM26 71V70H25ZM34 71V70H33ZM122 71V72H123ZM157 71V70H156ZM256 71V70H255ZM261 71H262V69H261ZM23 72V71H22ZM122 72H121V68L118 66V67H111V70H109V71H107V73L109 74V77H110V79L108 80V79H105V80H108V81H110V80H115V79H117L118 78V84H119V77L122 75ZM128 72H130V71H128ZM133 72H134V70H133ZM135 72H137V71H135ZM148 72H150V71H148ZM262 72H264V71H262ZM105 73V72H104ZM103 73V74H104ZM105 74V76L107 77V75L108 74ZM124 73V72H123ZM125 73H127V71L125 72ZM124 73V74H125ZM131 73V74H130ZM129 74H130V77H131V75H132V72H130ZM252 73V72H251ZM6 74V73H5ZM123 74V75H124ZM258 74V73H257ZM8 75H10V76H8ZM123 75H122V77H123ZM139 75V74H138ZM1 76V75H0ZM125 76V75H124ZM128 77H129V75H127ZM133 77H134V74L132 75ZM135 76H136V73H135ZM2 77V76H1ZM0 77V78H1ZM104 77V76H103ZM103 77H101V78H103ZM105 77V78H106ZM128 77H127V79H128ZM129 77V78H130ZM131 78L130 80L132 81V79H136V80H138L137 78ZM156 77V76H155ZM3 78V77H2ZM2 78H1V80H2ZM124 78V77H123ZM123 78H121L120 80H121V82L122 83H124L123 81H124V79ZM140 78V77H139ZM145 78V77H144ZM6 79V78H5ZM4 79V80H5ZM99 79V80H98ZM123 79V80H122ZM157 79V78H156ZM9 80H10V78H9ZM98 80V81H97ZM103 80V79H102ZM125 80H126V77H125ZM129 80V79H128ZM141 80H143V79H141ZM146 80H147V78H146ZM260 80V79H259ZM258 80V81H259ZM131 81L129 82L130 83V88L127 90V91H125V93L123 94V96H132L134 93L135 94H137L136 92H138V93H140V90L139 89H137V88H135V87H137V86H135V85H133L132 83H131ZM135 81V80H134ZM133 81V82H134ZM246 81V80H245ZM254 81V80H253ZM261 81V80H260ZM1 82V81H0ZM4 82V81H3ZM7 82V81H6ZM96 82H98V83H96ZM112 82V81H111ZM110 82V83H111ZM125 82H127V81H125ZM2 83V82H1ZM113 83H116V82H113ZM112 83V84H113ZM102 82H101V88H102ZM109 84V83H108ZM107 84V85H108ZM156 84V83H155ZM104 85V84H103ZM115 85V84H114ZM117 85V84H116ZM128 85V84H127ZM138 85V84H137ZM109 87H114V86H110V85H108ZM118 86V85H117ZM105 87H107V86H105ZM119 87V86H118ZM139 87H140V85H139ZM213 87V86H212ZM236 87V86H235ZM259 87V86H258ZM97 88H99V86L97 87ZM104 88V87H103ZM102 88V89H103ZM150 88V87H149ZM166 88V87H165ZM111 89V88H110ZM114 89V88H113ZM112 89V90H113ZM135 89H137L136 90V92H135ZM231 89H232V87H231ZM259 89V88H258ZM99 90V89H98ZM108 90H109V88H108ZM112 90H110V91H112ZM200 90V89H199ZM243 90V89H242ZM261 90V89H260ZM101 92L103 91V90H100ZM109 91V92H110ZM115 91V90H114ZM147 91V90H146ZM158 91V90H157ZM226 91V90H225ZM100 92V93H101ZM105 92H106V90H105ZM143 92V91H142ZM156 92V91H155ZM159 92H160V90H159ZM210 92V91H209ZM231 92H233V91H231ZM102 93H104V92H102ZM203 93H205V92H203ZM226 93V92H225ZM263 93V92H262ZM107 94V93H106ZM112 94V93H111ZM149 94H150V92H149ZM97 95V94H96ZM99 95H101V94H99ZM99 95H97V96H99ZM141 95H143V94H141ZM146 94H144V96H145ZM148 95V94H147ZM162 95V94H161ZM208 95V94H207ZM236 95V94H235ZM28 96V97H29ZM40 98H39V97ZM107 96V95H106ZM109 96H110V94H109ZM120 96H122V94H120ZM135 96V95H134ZM137 96V95H136ZM135 96V97H136ZM178 96V95H177ZM194 96V95H193ZM200 96V95H199ZM210 96V95H209ZM217 96V95H216ZM15 97V98H16ZM20 97V96H19ZM33 97H35V96H33ZM134 97V98H135ZM154 97H155V95H154ZM158 97V96H157ZM162 97V96H161ZM226 97V96H225ZM32 98V97H31ZM104 98V97H103ZM114 98V97H113ZM123 98V97H122ZM132 99H134L133 97H131ZM153 98V97H152ZM160 98V97H159ZM171 98V97H170ZM202 98V97H201ZM252 98V97H251ZM19 99V98H18ZM24 99V98H23ZM29 99V98H28ZM32 99H34V98H32ZM94 99V98H93ZM99 98H97V100H98ZM138 99V98H137ZM142 99V98H141ZM194 99V98H193ZM212 99V98H211ZM219 99V98H218ZM247 99V98H246ZM43 100V101H44ZM126 100V99H125ZM146 100V99H145ZM217 100V99H216ZM16 101V100H15ZM21 101H23V100H21ZM26 101V100H25ZM88 101H90V102H92L91 100H88ZM190 101V100H189ZM226 101V100H225ZM240 101V100H239ZM16 102H18V100L16 101ZM20 102V101H19ZM36 102V101H35ZM71 102V103H72ZM122 102V101H121ZM160 102V101H159ZM207 102V101H206ZM26 103V102H25ZM38 103H39V101H38ZM37 103V106L39 105ZM54 103V104H53ZM70 103V104H71ZM83 103V102H82ZM87 103H89V102H87ZM98 103V102H97ZM200 103H202V102H200ZM226 103V102H225ZM245 103V102H244ZM6 104V105H5ZM13 104H14V102H13ZM23 104V103H22ZM84 104V103H83ZM187 104V103H186ZM219 104V103H218ZM261 104V103H260ZM263 104V103H262ZM19 105V104H18ZM45 105V104H44ZM80 105V104H79ZM125 105V104H124ZM55 106V105H54ZM57 106V105H56ZM65 106V105H64ZM76 106H78V105H76ZM101 106V105H100ZM103 106V105H102ZM155 106H157V105H155ZM205 106H207V105H205ZM254 106V105H253ZM8 108H9V106H7ZM6 107V108H7ZM22 107V106H21ZM36 107V106H35ZM40 107H41V105H40ZM53 107V106H52ZM59 107V106H58ZM180 107V106H179ZM183 107V106H182ZM190 107V106H189ZM193 107V106H192ZM6 108H5V110H6ZM20 108V107H19ZM19 108H17V109H19ZM23 108V107H22ZM37 108V107H36ZM41 108H43V107H41ZM41 108H39L40 110H41ZM44 108H45V106H44ZM50 107L48 106V108H46V109H49ZM68 108V107H67ZM73 108V107H72ZM160 108V107H159ZM227 108V107H226ZM0 109V110H1ZM53 109H55L54 107H53ZM58 109H61V108H58ZM70 109V108H69ZM80 109V108H79ZM138 109V108H137ZM224 109V108H223ZM4 110V109H3ZM5 110H4V113H5ZM21 110V109H20ZM19 110V111H20ZM51 110V109H50ZM117 110V109H116ZM201 110V109H200ZM243 110V109H242ZM261 110V109H260ZM11 111V110H10ZM14 111V110H13ZM38 111V110H37ZM55 111V110H54ZM57 111V110H56ZM67 111V110H66ZM3 112V111H2ZM8 112V111H7ZM15 112V111H14ZM50 112V111H49ZM86 112V111H85ZM258 112V111H257ZM3 113V114H4ZM12 113V112H11ZM22 113V112H21ZM76 113V112H75ZM196 113V112H195ZM243 113V112H242ZM263 113V112H262ZM2 114V113H1ZM26 114V113H25ZM81 114V113H80ZM84 114V113H83ZM182 114V113H181ZM257 114V113H256ZM258 114H261V113H258ZM257 114V115H258ZM12 114H10V116H11ZM16 115V114H15ZM15 115L13 114V116L12 117H15ZM27 115V114H26ZM48 115H49V113H48ZM66 115V114H65ZM4 116V115H3ZM17 116V115H16ZM22 116V115H21ZM247 116V115H246ZM255 116V115H254ZM260 116V115H259ZM8 117H9V115H8ZM182 117V116H181ZM225 117V116H224ZM252 117V116H251ZM3 118H5L6 119V117H3ZM18 118V117H17ZM44 118H46V117H44ZM43 118V119H44ZM203 118V117H202ZM254 118H256V117H254ZM9 119H10V117H9ZM24 119V118H23ZM51 119V118H50ZM228 119V118H227ZM233 119V118H232ZM258 119H259V117H258ZM257 119V120H258ZM6 120H8V119H6ZM46 120V119H45ZM54 120V119H53ZM168 120V119H167ZM234 120V119H233ZM242 120V119H241ZM34 121V120H33ZM148 121V120H147ZM253 121V120H252ZM133 122V121H132ZM209 122V121H208ZM230 122H231V119H230ZM246 122V121H245ZM7 123V122H6ZM11 123H12V121H11ZM48 123V122H47ZM50 123V122H49ZM186 123H188V122H186ZM225 123V122H224ZM233 123V122H232ZM13 124V123H12ZM11 124V125H12ZM138 124V123H137ZM242 124V123H241ZM1 125V124H0ZM25 125V124H24ZM173 125V124H172ZM222 125V124H221ZM227 125V124H226ZM240 125V124H239ZM248 125V124H247ZM262 125V124H261ZM7 126V125H6ZM10 126V125H9ZM140 127H141V125H139ZM223 126H224V124H223ZM222 126V127H223ZM245 126H246V124H245ZM259 126V125H258ZM159 127H161V126H159ZM167 127V126H166ZM175 127V126H174ZM191 127V126H190ZM211 127V126H210ZM214 127V126H213ZM226 127V126H225ZM236 127V126H235ZM250 127V126H249ZM254 127V126H253ZM0 128H1V126H0ZM136 128V127H135ZM142 128V127H141ZM149 128V127H148ZM151 128V127H150ZM155 128V130H156V128H157V126L156 127H154ZM204 128H205V126H204ZM259 128V127H258ZM115 129V128H114ZM178 129V128H177ZM189 129V128H188ZM196 129V128H195ZM206 129V128H205ZM204 129V130H205ZM208 129H210V128H208ZM213 129V128H212ZM137 130V129H136ZM148 130V129H147ZM159 130V129H158ZM192 130V129H191ZM207 130V129H206ZM211 130V129H210ZM210 130H207L208 131V133H209V131ZM220 130H222L221 128L218 130V131H220ZM223 130H225V129H223ZM222 130V131H223ZM242 130H244V129H242ZM241 130V131H242ZM253 130V129H252ZM255 130V129H254ZM2 131V130H1ZM53 131V130H52ZM122 131V130H121ZM131 131V130H130ZM134 131V130H133ZM200 131H201V129H200ZM199 131V132H200ZM207 131H206V133H207ZM212 131V130H211ZM210 131V133H209V136L208 137H210V138H212L210 135H212V134H214V133H212ZM214 131V130H213ZM217 131V130H216ZM216 131H215V133H216ZM237 131H239V128H238V130ZM246 131V130H245ZM87 132V131H86ZM135 132V131H134ZM140 132V131H139ZM157 132V131H156ZM191 132V131H190ZM243 132V131H242ZM242 132H241V134H242ZM248 132V131H247ZM255 132H256V130H255ZM259 132H260V130H259ZM30 133V132H29ZM55 133V132H54ZM54 133H51V135L52 134H54ZM62 133V132H61ZM67 133V132H66ZM144 133V132H143ZM175 132H173V134H174ZM225 133V132H224ZM243 133H245V132H243ZM56 134V133H55ZM65 134V133H64ZM71 134V133H70ZM106 134V133H105ZM166 134V133H165ZM172 134V135H173ZM218 133H216L215 134V136L213 135V139L214 138H216V135H217ZM259 134V133H258ZM0 135H2V133L0 134ZM33 135V134H32ZM35 135H37V134H35ZM48 135H49V133H48ZM62 135V134H61ZM67 135V134H66ZM141 135H143V134H141ZM151 135V134H150ZM159 135V134H158ZM168 135V134H167ZM171 135V136H172ZM175 135V134H174ZM190 135V134H189ZM204 135H205V133H204ZM219 135V134H218ZM237 135H238V133H237ZM34 136V135H33ZM40 136V135H39ZM44 135L42 134V136H41V138L39 137V138H37L38 136H36L35 138H30V139H25V137H27V136H25L24 137V140L22 139V140H17V136L16 137H13L14 139L13 140H11L10 138V140L8 139V140H6L5 139V141H3L4 140V137L5 136H0L1 138H0V140H2L3 142L1 143L2 145H1V148L3 147V150H4V152L5 153H7V155L9 156V159L11 158L12 160H14L15 161V163H13V164H6V165H8V166H6V165H4V166H6L5 168V170H1L0 169V194H2L3 196H7L6 197V199L8 198L9 199V201L11 200V203L14 205V207L15 208H17V210L18 211H16V215L15 216H17V214H18V218H20V219H22V220H24V221H22V222H24V223H31V224H33L34 223V221H37V219H39V221H40V219H52V220H54L55 222H50V220H48L49 221V225L50 226H53V230L51 231V232H54V233H56V236H58L59 235V237H61L60 235H64V236H67V237H69L70 239H69V242H70V244H69V248H68V252H69V254H70V256L71 257H73L74 256V251H78V253H80V252H82V251H84L85 249V251H87L88 252V257L90 258V256H92L91 254H92V251H94L95 250V247H98V249H100L101 248V250L100 251H102L101 252V256H102V258L103 259H107V262H108V264H135L134 262H136V261H139V260H141L142 261V256H140L139 254V256L137 255V256H134V257H132V259L133 260H129V261H126L127 259H125L124 258V260H123V262H121L122 260H120L119 259V261L117 260V261H114V257H115V255H108V254H110L111 253V251H109V247H111L109 244H108V239H109V237H111L112 238V233L114 232V230H117V229H114V228H117V226L115 227V224H114V222L116 221L115 219H114V217H116V215H112L111 213V211H108V212H110V214L108 213V212H106L105 210V212L106 213H108L109 215H104V216H100V217H98V216H93L92 218H91V222H90V226L92 227V230H93V234L91 235V236H87L86 238L87 239H85V237H83V236H85V233H84V231L82 230V228L80 227V225L77 223V222H75L74 220L72 221V220H68L67 218H64V210L63 211H61L60 209V211L58 210V212H60V214H58L57 216H56V213H55V216H53L52 215V213H51V211H50V205H49V203H51L50 202V198H44L45 196L42 194L45 190L44 189H42L43 190V192H41V189L40 188H42L40 185V187L38 186V185H35L34 183H35V181L34 180H37L36 178H40V177H44V179H48L49 178V175H47V173L49 172V170H50V173H53L54 174V176H55V179H58L59 181H65V180H71L72 181V179L74 178V177H76L77 175H74L72 172V174L73 175H71V174H67V172H64L62 169L64 168V167H62L61 168V166L59 165V163L60 162H54V157L51 159V157H52V154H51V151H52V146L54 145L55 146V144H54V142H56V141H54L53 142V139L54 138H57V136H53L54 138L51 140V139H45V138H42ZM67 136H69V135H67ZM72 136H74V135H72ZM177 136H179V135H177ZM191 136V135H190ZM207 136V135H206ZM224 136H225V134H224ZM8 137V136H7ZM29 137H30V135H29ZM28 137V138H29ZM32 137V136H31ZM51 137V136H50ZM66 137V136H65ZM78 137V136H77ZM150 137V136H149ZM169 137V136H168ZM175 137H176V135H175ZM207 137V138H208ZM229 137V136H228ZM241 137H244V136H241ZM240 137V138H241ZM246 137V136H245ZM262 137V136H261ZM12 138V137H11ZM19 138H20V136H19ZM23 138V137H22ZM63 138V137H62ZM72 138V137H71ZM112 138V137H111ZM204 138L205 137H203V141H204ZM16 139V140H15ZM21 139V138H20ZM58 139H59V137H58ZM64 139V138H63ZM62 139V140H63ZM65 139H67V138H65ZM170 139H172V137H170ZM190 139V138H189ZM194 139V138H193ZM196 139V138H195ZM202 139V138H201ZM225 139H227V138H225ZM242 139V138H241ZM247 139H249V138H247ZM250 139H252V138H250ZM103 140H105V139H103ZM206 140V139H205ZM210 140V139H209ZM235 140V139H234ZM254 140V139H253ZM262 140V139H261ZM67 141H69V140H67ZM72 141H73V139H72ZM72 141H71V143H72ZM76 141V140H75ZM74 141V142H75ZM80 141V140H79ZM193 141V140H192ZM207 142H208V139L206 140ZM210 141H215V140H210ZM223 141H224V139H223ZM247 141V140H246ZM60 142H61V140H60ZM63 142H64V140H63ZM62 142V143H63ZM175 142V141H174ZM185 142V141H184ZM188 142V141H187ZM193 142H195V140L193 141ZM200 142H202V140L200 141ZM207 142H204V143H207ZM215 142H217V141H215ZM214 142V143H215ZM219 142V141H218ZM218 142L217 143H215V144H218ZM231 142H232V140H231ZM243 142V141H242ZM254 142V141H253ZM59 143V142H58ZM65 143H66V140H65ZM76 143V142H75ZM89 143V142H88ZM199 143V142H198ZM220 143H221V141H220ZM229 143V142H228ZM249 143L250 142H248V144L247 145H249ZM263 143V142H262ZM67 144H69V143H67ZM72 144H74V143H72ZM192 144V143H191ZM197 144V143H196ZM207 144H209V143H207ZM206 144V145H207ZM211 144V143H210ZM222 144V143H221ZM240 144V143H239ZM255 144H257V143H255ZM57 145V144H56ZM59 145V144H58ZM71 145V144H70ZM180 145V144H179ZM186 145V144H185ZM194 145V146H193ZM192 146L193 147H195V144H193ZM204 145V144H203ZM223 146H224V144H222ZM233 145V144H232ZM241 145V144H240ZM250 145H252V144H250ZM53 146V147H54ZM76 146H78V148H79V143H76ZM82 146V145H81ZM172 146V145H171ZM213 146V145H212ZM221 146V145H220ZM220 146H219V148H220ZM239 146V145H238ZM245 146V145H244ZM56 147V146H55ZM166 147H168V146H166ZM188 147H190V146H188ZM215 147V146H214ZM226 147V146H225ZM224 147V148H225ZM235 147V146H234ZM249 147V146H248ZM247 147V148H248ZM64 148V147H63ZM63 148H62V152L61 153H63ZM76 148V147H75ZM80 148H82V147H80ZM111 148V147H110ZM139 148V147H138ZM169 148V147H168ZM196 148H198L197 146H196ZM201 148V147H200ZM205 148V147H204ZM207 148H209V145L207 146ZM239 148L241 149V146H239ZM251 148V147H250ZM55 149H57V148H54V150ZM58 149H59V146H58ZM58 149H57V152H58ZM61 149V148H60ZM65 149V148H64ZM69 149V148H68ZM70 149H71V147H70ZM211 149V148H210ZM209 149V150H210ZM216 149V148H215ZM233 149V148H232ZM243 149V148H242ZM72 150V149H71ZM73 150H76V149H74L73 148ZM72 150V151H73ZM101 150V149H100ZM195 150V149H194ZM228 150H230L229 148H228ZM238 150V149H237ZM248 150V149H247ZM68 151V150H67ZM76 151H78V150H76ZM173 151V150H172ZM189 151V150H188ZM199 151H200V149H199ZM214 151H217V150H214ZM220 150H218L217 152H219ZM224 151V150H223ZM235 151V150H234ZM244 151H245V149H244ZM250 151V150H249ZM55 151H52V153H54ZM66 152V151H65ZM74 152V151H73ZM79 152H82V151H79ZM78 152V153H79ZM118 152V151H117ZM178 152H179V150H178ZM192 152V151H191ZM203 152V151H202ZM227 152V151H226ZM239 152H240V150H239ZM261 152V151H260ZM78 153H77V155H78ZM84 153V152H83ZM138 153V152H137ZM157 153V152H156ZM230 153V152H229ZM24 155V154H27L28 156H27V158L29 157V155H31V157H33L32 155H34V156H36L37 158L36 159H38V157H40V158H42L43 159V161H44V166H43V169L41 170V171H39L38 170V173H34V174H32V175H30L31 173L28 171V173L26 172L27 170H24L21 166H20V164L21 163H19L18 164V162H19V158L21 157V155ZM54 154H56V153H54ZM54 154H53V156H54ZM66 154H69V152H66ZM66 154H62V155H66ZM70 154H72L71 152H70ZM75 154V153H74ZM73 154V155H74ZM80 154V153H79ZM131 154V153H130ZM143 154V153H142ZM151 154V153H150ZM199 154V153H198ZM237 154V153H236ZM235 154V155H236ZM240 153H238L237 155H239ZM243 154H244V152H243ZM247 154V153H246ZM253 154V153H252ZM156 155V154H155ZM154 155V156H155ZM232 155H234V153L232 154ZM234 155V156H235ZM255 155V154H254ZM56 156H58L59 157V155H56ZM64 156H63V159H64ZM70 156V155H69ZM80 156V155H79ZM88 156V155H87ZM120 156V155H119ZM142 156V155H141ZM150 156V155H149ZM161 156V155H160ZM200 156V155H199ZM224 156H226V155H224ZM247 156V155H246ZM249 156V155H248ZM247 156V157H248ZM31 157H29V158H31ZM67 155H66V157H65V159H67ZM71 157V156H70ZM73 157V156H72ZM124 157H126V155L124 156ZM128 157V156H127ZM144 157V156H143ZM146 157V156H145ZM151 158H152V156H150ZM173 157V156H172ZM239 157H240V155H239ZM23 158H24V156H23ZM26 158V157H25ZM35 158V157H34ZM33 158V159H34ZM115 158V157H114ZM123 157H121L120 158V160L122 159ZM149 158V157H148ZM162 158H164V157H162ZM19 159V160H18ZM35 159V160H36ZM57 159V158H56ZM61 159H62V157H61ZM138 159V158H137ZM155 159V158H154ZM11 160V161H12ZM39 160V159H38ZM41 160V159H40ZM58 160V159H57ZM115 160H116V158H115ZM118 160V159H117ZM126 160V159H125ZM148 160V159H147ZM157 160V159H156ZM168 160H169V158H168ZM18 161V162H17ZM27 161V160H26ZM32 161V160H31ZM42 161V160H41ZM41 161H39V163L41 162ZM56 161V160H55ZM62 161V160H61ZM129 161H131L132 162V160H129ZM135 161V160H134ZM163 161H165V160H163ZM21 162V161H20ZM38 162V161H37ZM68 162V161H67ZM71 162V161H70ZM120 162V161H119ZM137 162V161H136ZM140 162V161H139ZM146 162V161H145ZM158 162H159V160H158ZM26 163V162H25ZM62 163V162H61ZM81 163V162H80ZM118 163V162H117ZM121 163H124V161H122ZM121 163H119V164H121ZM142 163H143V161H142ZM232 163V162H231ZM245 163V162H244ZM30 164V163H29ZM42 164V163H41ZM71 164V163H70ZM94 164V163H93ZM105 164V163H104ZM115 164V163H114ZM128 164V161H127V163H125L124 165H127ZM136 164V163H135ZM140 164V163H139ZM22 165H24L23 163H22ZM62 165V164H61ZM72 165V164H71ZM92 165V164H91ZM110 165V164H109ZM111 165H113V164H111ZM124 165H123V167H124ZM231 165V164H230ZM65 166V165H64ZM77 166V165H76ZM84 166H86V165H84ZM90 166V165H89ZM95 166V165H94ZM130 166V164L128 165V167ZM135 167H136V165H134ZM133 166V167H134ZM242 166V165H241ZM36 167V166H35ZM39 167H40V164H39ZM97 167V166H96ZM116 167V166H115ZM114 167V168H115ZM119 167V166H118ZM126 167V166H125ZM167 167V166H166ZM197 167V166H196ZM240 167V166H239ZM30 168V167H29ZM68 168V167H67ZM71 168V167H70ZM79 168H81V167H79ZM89 168V167H88ZM94 168V167H93ZM98 168V167H97ZM108 168V167H107ZM117 168V167H116ZM115 168V169H116ZM122 168V167H121ZM137 168V167H136ZM168 168V167H167ZM182 168V167H181ZM224 168V167H223ZM251 168V167H250ZM33 169V168H32ZM87 169V168H86ZM100 169V168H99ZM111 169H112V167H111ZM126 169H128V168H126ZM133 169V168H132ZM132 169H129V170H132ZM35 170H37V169H35ZM67 170V169H66ZM91 170H92V168H91ZM102 170V169H101ZM101 170H99V171H101ZM106 170H108V169H106ZM120 171H121V169H119ZM169 170V169H168ZM210 170V169H209ZM208 170V171H209ZM235 170V169H234ZM239 170V169H238ZM249 170V169H248ZM255 170V169H254ZM257 170V169H256ZM48 171V172H47ZM53 171V172H52ZM72 171V170H71ZM75 171H76V169H75ZM81 171H82V169H81ZM102 171H105L104 169L102 170ZM101 171V172H102ZM116 171V170H115ZM128 171V170H127ZM160 171V170H159ZM214 171V170H213ZM250 171V170H249ZM252 171V170H251ZM260 171V170H259ZM33 172V171H32ZM37 172V171H36ZM77 172V171H76ZM122 172H124V168L122 169ZM132 173H133V170L131 171ZM151 172V171H150ZM161 172V171H160ZM202 172H203V170H202ZM225 172V171H224ZM30 173V174H29ZM50 173H48V174H50ZM66 175H65V174ZM103 173V172H102ZM102 173H99V175L100 174H102ZM109 173V172H108ZM118 173V172H117ZM132 173H131V175H129L130 173H124L123 174V176H121L122 178H119L120 180H119V182L115 185V181L113 180H111L112 179V177H111V179H108L109 177L108 176H106L105 178V181L106 180H108L107 181V185L110 187V186H112V187H114V188H116V189H120V190H122V188L123 187H121V183L122 182H125V181H129V177H131L132 178ZM172 173V172H171ZM251 173V172H250ZM254 173V172H253ZM257 173V172H256ZM261 173V172H260ZM263 173H264V171H263ZM262 173V174H263ZM53 174H52V176H53ZM76 174V173H75ZM79 175V177L80 178H77L76 177V179H81V180H79V181H81L80 182V185H84V184H86V183H92V184H96V179H98V178H95L96 177V175L95 176H93V174L90 172V169H89V171H83V172H81V173H78ZM95 174V173H94ZM107 174V173H106ZM112 174V173H111ZM115 174H116V172H115ZM119 174V173H118ZM122 174V173H121ZM166 174V173H165ZM179 174V173H178ZM181 174V173H180ZM197 174H198V172H197ZM201 174H203L204 175V173H201ZM222 174L224 175V176H230V175H227V174H224V173H220V175L222 176ZM249 174V173H248ZM247 174V172H236V174H235V177L233 178V180H229V178H228V180L231 182V184L233 183L235 186H237V187H239V186H242L243 184H248V183H251L252 181H253V183L254 182H256V183H258V185L261 183V185H263L264 184V176L263 177H260V175H259V178H257L258 176H256V178H257V180H252L250 177H249V175ZM68 175V176H67ZM99 175H98V177H99ZM105 175V174H104ZM120 175V174H119ZM161 175V174H160ZM168 175V172H167V174H166V176ZM252 175V173L250 174V176ZM257 175H258V173H257ZM40 176V177H39ZM50 176H51V174H50ZM51 176V177H52ZM101 176H103V175H101ZM110 176V175H109ZM111 176H113V174L111 175ZM136 176V175H135ZM170 177H172L171 175H169ZM182 176V175H181ZM198 176H199V174H198ZM198 176H197V178H198ZM218 176V174H214V173H207L206 174V176H203L202 178H201V176H199L200 178L199 179H193L192 181H194V182H196V184H197V182L198 183H200L201 185H203V187H205V186H209V185H211V183L213 182V181H215ZM253 176V175H252ZM144 177V176H143ZM146 177V176H145ZM176 177H177V175H176ZM175 177V178H176ZM53 178V177H52ZM100 178V177H99ZM163 179H165L164 177H162ZM168 180H170V178H168V177H166ZM183 178V177H182ZM196 178V177H195ZM216 178V179H215ZM232 178V177H231ZM255 178V177H254ZM50 179V178H49ZM54 179V178H53ZM54 179V180H55ZM75 179V180H76ZM117 179H118V176H117ZM135 179V178H134ZM150 179V178H149ZM172 179H173V177H172ZM43 180V179H42ZM53 180V181H54ZM101 180V179H100ZM102 180H104V179H102ZM102 180H101V183H102ZM184 180V179H183ZM188 180V179H187ZM252 180V181H251ZM38 181V180H37ZM40 181V180H39ZM38 181V182H39ZM49 181V180H48ZM48 181H46L47 183H48ZM51 181V180H50ZM77 181V180H76ZM162 181V180H161ZM173 181V180H172ZM191 180H189V181H186V180H184V182L183 183H191L190 182ZM43 182H44V180H43ZM55 182V181H54ZM57 182V181H56ZM55 182V183H56ZM75 182V181H74ZM129 182H131V181H129ZM163 182V181H162ZM162 182H160V184H162ZM173 182H177V180H174ZM235 182V183H234ZM46 183V184H47ZM52 183V182H51ZM58 183V182H57ZM78 183V182H77ZM164 183V182H163ZM167 183V182H166ZM172 183V182H171ZM170 183V184H171ZM178 183H181V181L179 182L178 181ZM188 183V184H189ZM229 183V182H228ZM252 183V184H253ZM263 183V184H262ZM37 184V183H36ZM59 184H62V183H58V185ZM64 184V183H63ZM70 184V183H69ZM68 184V185H69ZM72 184V183H71ZM92 184H91V186H92ZM94 184V185H95ZM173 184V183H172ZM174 184H176V183H174ZM213 184V183H212ZM215 184H216V181H215ZM222 184V183H221ZM225 184V183H224ZM230 184V183H229ZM228 184V185H229ZM255 184V183H254ZM42 185V184H41ZM50 185H52V184H50L49 183V186H47V185H45V186H47V188L48 187H50ZM73 185H75V184H73ZM90 185V184H89ZM93 185V186H94ZM105 185H106V182H105ZM105 185H103V186H105ZM106 185V186H107ZM122 185H125V183H123ZM133 185V184H132ZM168 185V184H167ZM179 185H182V183L181 184H179ZM220 185V184H219ZM249 185V184H248ZM256 185V184H255ZM257 185V186H258ZM53 186H56V184L55 185H53ZM65 186H67V185H65ZM71 186V185H70ZM87 186V185H86ZM85 186V187H86ZM90 186V187H91ZM131 186V185H130ZM163 186V185H162ZM171 186V185H170ZM173 186V185H172ZM178 186V185H177ZM213 186V185H212ZM216 186H218V185H216ZM222 186V185H221ZM252 185H250V187H251ZM260 186V185H259ZM258 186V187H259ZM63 187H64V185H63ZM73 187V186H72ZM78 187V186H77ZM77 187H75V188H77ZM82 187V186H81ZM81 187L79 188V189H81ZM84 187V188H85ZM95 187H97V186H95ZM126 187H129V185L128 186H126ZM179 187H181V186H179ZM220 187V186H219ZM253 187H254V185H253ZM253 187H251V188H253ZM257 187V188H258ZM46 188V189H47ZM51 188V187H50ZM69 188H71V187H69ZM74 188V187H73ZM72 188V189H73ZM102 188V187H101ZM111 188V187H110ZM165 188V187H164ZM189 188V187H188ZM210 188H211V186H210ZM225 188V187H224ZM243 188H245V186H243ZM52 189L53 190H51L52 192L50 193V195H48L49 197H51L52 198V195H56L57 196V194H59V195H62V197L64 198L63 200H65L66 201V199H67V197H68V195L69 194H71V190L70 189H62L61 188V185H59V186H57V187H52ZM87 189V188H86ZM85 189V190H86ZM96 189V188H95ZM99 189H100V187H99ZM109 189V188H108ZM132 189V188H131ZM163 189V188H162ZM249 189V188H248ZM77 190V189H76ZM83 190V189H82ZM97 190V189H96ZM124 190V189H123ZM135 190V189H134ZM137 190V189H136ZM218 190H221V189H218ZM217 190V191H218ZM240 190V189H239ZM247 190V189H246ZM259 190V189H258ZM260 190H261V188H260ZM47 191V190H46ZM84 191V190H83ZM138 191V190H137ZM151 191V190H150ZM159 191V190H158ZM233 191V190H232ZM48 192V191H47ZM46 192V194H49V192L47 193ZM121 192V191H120ZM130 192H132V191H130ZM145 192V191H144ZM149 192V191H148ZM153 192V191H152ZM181 192V191H180ZM212 192V191H211ZM243 192V191H242ZM264 192V191H263ZM73 193H75L74 191H73ZM108 193V192H107ZM128 193V192H127ZM139 193V192H138ZM151 193V192H150ZM149 193V194H150ZM223 193V192H222ZM249 193V192H248ZM188 194V193H187ZM215 194V193H214ZM264 194V193H263ZM100 195V194H99ZM117 195V194H116ZM129 195V194H128ZM136 195V194H135ZM147 195V194H146ZM253 195V194H252ZM10 198H9V197ZM41 196H44L43 198L41 197ZM70 196V195H69ZM104 196H105V194H104ZM119 196V195H118ZM122 196V195H121ZM124 196V195H123ZM126 196V195H125ZM137 196V195H136ZM151 196V195H150ZM171 196V195H170ZM178 196V195H177ZM215 196H217V195H215ZM227 196V195H226ZM236 196V195H235ZM255 196V195H254ZM253 196V197H254ZM189 197V196H188ZM232 197V196H231ZM72 198V197H71ZM75 198V197H74ZM104 198V197H103ZM116 198V197H115ZM138 198H139V196H138ZM148 199H149V197H147ZM174 198V197H173ZM193 198V197H192ZM255 198V197H254ZM253 198V199H254ZM5 199V200H6ZM40 199H42V202H40ZM43 199L45 200L46 199V201H44V203H43ZM59 199V198H58ZM70 199V198H69ZM76 199V198H75ZM105 199V198H104ZM109 198H106V201L108 200ZM112 199V198H111ZM113 199H114V196H113ZM117 199V198H116ZM116 199H114L113 201L115 202V200ZM225 199V198H224ZM260 199V198H259ZM263 199V198H262ZM54 199L52 198V201H53ZM63 200H61V201H63ZM77 200V199H76ZM75 200V201H76ZM102 200V199H101ZM100 200V201H101ZM118 200V199H117ZM126 200V199H125ZM128 200V199H127ZM141 200H142V197H141ZM179 200V199H178ZM193 200H195V199H193ZM207 200V199H206ZM214 200V199H213ZM220 200V199H219ZM8 200H7V204L6 205H8V204H11L10 202H9ZM72 201V200H71ZM73 201H74V199H73ZM109 201V200H108ZM112 201V202H113ZM121 201V200H120ZM122 201H123V199H122ZM139 201V200H138ZM145 201V200H144ZM242 201V200H241ZM253 201V200H252ZM67 202V201H66ZM103 202V201H102ZM102 202H101V204H100V207H101V205H102ZM117 202V201H116ZM158 202V201H157ZM178 202V201H177ZM184 202V201H183ZM187 202V201H186ZM185 202V203H186ZM229 202V201H228ZM232 202V201H231ZM237 202V201H236ZM254 202V201H253ZM256 202V201H255ZM254 202V203H255ZM54 203V202H53ZM56 203H58V200H57V202ZM62 203V202H61ZM71 203V202H70ZM76 203V202H75ZM108 203V202H107ZM119 203V202H118ZM128 203H130V202H128ZM133 203H134V201H133ZM173 203H175V202H173ZM180 203H181V201H180ZM247 203V202H246ZM245 203V204H246ZM52 204V203H51ZM67 204V203H66ZM93 204V203H92ZM113 204V203H112ZM125 204H127L126 202H125ZM136 204H138V203H136ZM136 204H135V207H136ZM139 204H141V203H139ZM143 204H144V202H143ZM190 204V203H189ZM211 204V203H210ZM55 205V204H54ZM63 205V204H62ZM71 205V204H70ZM75 205H77V204H75ZM118 205V204H117ZM122 205V204H121ZM134 205V204H133ZM146 205H149L148 203L146 204ZM145 205V206H146ZM191 205H192V203H191ZM238 205V204H237ZM52 206H53V204H52ZM51 206V207H52ZM58 206V205H57ZM56 206V207H57ZM73 206V205H72ZM105 206V205H104ZM108 206H109V204H108ZM140 206V205H139ZM141 206H142V204H141ZM144 206V207H145ZM190 206V205H189ZM218 206V205H217ZM255 206H256V204H255ZM9 207V206H8ZM13 207V208H14ZM75 207V206H74ZM80 207V206H79ZM102 207H103V205H102ZM114 207V206H113ZM124 207H125V205H124ZM144 207H142V208H144ZM237 207V206H236ZM243 207V206H242ZM245 207H248V206H245ZM257 207V206H256ZM264 207V206H263ZM55 208V207H54ZM156 208V207H155ZM190 208H193L192 206L190 207ZM232 208V207H231ZM251 208V207H250ZM255 208V207H254ZM57 209L58 208H56V211H57ZM108 209H113V208H108ZM195 209V208H194ZM241 209V208H240ZM239 209V210H240ZM247 209V208H246ZM245 209V210H246ZM252 209V208H251ZM77 210V209H76ZM81 210V209H80ZM100 210V209H99ZM102 210V209H101ZM100 210V211H101ZM115 209H113V212H115L114 211ZM128 210V209H127ZM138 210V209H137ZM143 210V209H142ZM145 210V209H144ZM176 210V209H175ZM193 210V209H192ZM249 210V209H248ZM254 210V209H253ZM252 210V211H253ZM53 211V210H52ZM55 211V210H54ZM66 211V210H65ZM91 211V210H90ZM98 211V210H97ZM103 211V212H104ZM135 211V210H134ZM197 211V210H196ZM208 211V210H207ZM251 211V212H252ZM76 212V211H75ZM78 212V211H77ZM76 212V213H77ZM94 212V214H95V211H93ZM133 212V211H132ZM141 212V211H140ZM165 212H167V211H165ZM192 212V211H191ZM194 212V211H193ZM218 212V211H217ZM226 212V211H225ZM249 212V211H248ZM256 212V211H255ZM254 212V213H255ZM264 212V211H263ZM80 213V212H79ZM79 213H77V216H78V214ZM82 213V212H81ZM97 213V212H96ZM99 213V212H98ZM102 213V212H101ZM105 213V214H106ZM117 213V212H116ZM188 214H189V212H187ZM196 213V212H195ZM228 213V212H227ZM244 213H245V211H244ZM250 213V212H249ZM258 213V212H257ZM85 214V213H84ZM123 214V213H122ZM135 214V213H134ZM137 214V213H136ZM207 214V213H206ZM262 214V213H261ZM66 215V214H65ZM74 215V214H73ZM83 215V214H82ZM86 215H88V214H86ZM86 215H84V216H86ZM140 215V214H139ZM193 215V214H192ZM191 215V216H192ZM246 215H247V213H246ZM74 216H76V215H74ZM90 216H91V214H90ZM145 216V215H144ZM211 216V215H210ZM236 216V215H235ZM190 217V216H189ZM213 217V216H212ZM212 217H211V219H212ZM228 217V216H227ZM231 217V216H230ZM239 217V216H238ZM2 218H3V216H2ZM84 218V217H83ZM133 218V217H132ZM135 218V217H134ZM138 218V217H137ZM142 218V217H141ZM182 218V217H181ZM186 218V217H185ZM234 218V217H233ZM232 218V219H233ZM236 218H237V216H236ZM243 218V217H242ZM250 218H251V216H250ZM0 219H1V213H0ZM5 219V218H4ZM71 219H72V217H71ZM76 219H78V218H76ZM87 219V218H86ZM168 219V218H167ZM193 219V218H192ZM205 219V218H204ZM245 219V218H244ZM78 220H80V218L78 219ZM84 219H82L81 221H83ZM154 220H156V219H154ZM213 220H214V218H213ZM216 220V219H215ZM259 220V219H258ZM6 221L8 222V219H6ZM21 221V220H20ZM48 221H47V223H48ZM118 221V220H117ZM181 221V220H180ZM198 221V220H197ZM212 221V220H211ZM242 221V220H241ZM264 221V220H263ZM2 221L0 220V223H1ZM4 222H5V220H4ZM7 222H5L4 224L5 225H3V224H1V225H3L4 227H6L7 228ZM16 222V221H15ZM151 222V221H150ZM178 222V221H177ZM206 222V221H205ZM3 223V222H2ZM21 223V222H20ZM45 223V222H44ZM81 223V222H80ZM89 223V222H88ZM127 223V222H126ZM159 223V222H158ZM175 223V222H174ZM181 223V222H180ZM190 223V222H189ZM199 223V222H198ZM202 223H204V221L202 222ZM232 223V222H231ZM259 223V222H258ZM17 225H18V223H16ZM22 224V223H21ZM35 224V223H34ZM33 224V225H34ZM40 224V223H39ZM46 224V223H45ZM85 224V223H84ZM118 224V223H117ZM170 224H171V222H170ZM211 225H212V223H210ZM25 225V224H24ZM30 225V224H29ZM32 225V226H33ZM47 225V224H46ZM87 225V224H86ZM89 225H88V227H89ZM146 225V224H145ZM187 225V224H186ZM208 225V224H207ZM206 225V226H207ZM220 225V224H219ZM227 225V224H226ZM16 226V225H15ZM22 226V225H21ZM32 226H30L31 228H32ZM40 226V225H39ZM81 226L83 227V224H81ZM125 226V225H124ZM147 226V225H146ZM177 226V225H176ZM198 226V225H197ZM202 226V225H201ZM209 226V225H208ZM232 226V225H231ZM14 227V226H13ZM44 227V226H43ZM96 227V228H95ZM142 227V226H141ZM168 227V226H167ZM171 227H172V225H171ZM189 227V226H188ZM187 227V228H188ZM193 227V226H192ZM221 227V226H220ZM15 228V227H14ZM20 229H21V227H19ZM19 228H18V230H19ZM25 228V227H24ZM27 228H29V226H27ZM26 228V229H27ZM41 228V227H40ZM44 228H46V227H44ZM47 228H48V226H47ZM90 228V227H89ZM130 228V227H129ZM140 228V227H139ZM161 228V227H160ZM191 228V227H190ZM0 229H2L1 227H0ZM8 229V228H7ZM6 229V232H8L9 230H7ZM23 229V228H22ZM26 229H25V231H26ZM30 229V228H29ZM33 229H36V228H33ZM126 229V228H125ZM143 229V228H142ZM184 229V228H183ZM185 229H186V227H185ZM198 229H200V227L198 228ZM203 229V228H202ZM245 229H247V228H245ZM257 229V228H256ZM259 229V228H258ZM2 230H5V228L4 229H2ZM13 230V229H12ZM49 230H50V228H49ZM86 230H88L87 228H86ZM167 230V229H166ZM209 230V229H208ZM252 230H254L253 228H252ZM16 231H17V228H16ZM30 231V230H29ZM44 231V230H43ZM46 231H48L47 229H46ZM190 231V230H189ZM200 231V230H199ZM213 231V230H212ZM238 231V230H237ZM10 232H11V229H10ZM13 232H14V230H13ZM35 231H33V232H23L22 231V234H21V236H20V231L18 232L19 234H16V232H14L15 234H16V236L17 235H19L21 238H22V240H24V243H25V245H26V247L27 248H37V247H41L42 249H43V251L45 250L46 251V253H47V258H49V264H65V263H62L61 262V257H62V255H63V257H65L64 256V254H63V252H66V249H61L60 247H52V244L50 245L48 242H49V239H45V241H42L41 240V236H42V234L41 235H39V236H37L35 233H34ZM41 232V231H40ZM50 232V231H49ZM184 232V231H183ZM202 232H203V230H202ZM261 232H263V230L261 231ZM2 233H5V232H2ZM13 233V234H14ZM37 233V232H36ZM48 233V232H47ZM47 233H46V236H48L47 235ZM133 233V232H132ZM192 233V232H191ZM211 234H212V232H210ZM254 233V232H253ZM253 233H251V234H253ZM9 234V233H8ZM37 234H39V233H37ZM45 234V233H44ZM49 235H50V233H48ZM52 234V233H51ZM115 234H117V232L115 231V233H114V235ZM155 234V233H154ZM202 234V233H201ZM238 234V233H237ZM2 235H5V234H1L0 236H2ZM12 235V234H11ZM54 235V234H53ZM129 235V234H128ZM166 235V234H165ZM169 235V234H168ZM172 235V234H171ZM178 235V234H177ZM183 235H184V233H183ZM187 235V234H186ZM186 235H185V237H186ZM193 235V234H192ZM196 235V234H195ZM199 235H200V233H199ZM208 235V234H207ZM210 235V234H209ZM236 235V234H235ZM6 236V235H5ZM46 236H45V238H46ZM122 236V235H121ZM151 236V235H150ZM173 236V235H172ZM204 236H206V235H204ZM231 236V235H230ZM229 236V237H230ZM240 236V235H239ZM42 237H44V236H42ZM118 237V236H117ZM183 237V236H182ZM234 237V236H233ZM261 237V236H260ZM56 237H54V239H55ZM113 238H114V236H113ZM122 238V237H121ZM176 238V237H175ZM210 238H211V236H210ZM220 238V237H219ZM239 238V237H238ZM51 239V238H50ZM120 239V238H119ZM119 239H117V240H119ZM130 239V238H129ZM176 239H178V238H176ZM184 239V238H183ZM191 239V238H190ZM194 239V238H193ZM225 239V238H224ZM47 240V241H46ZM52 240V239H51ZM59 240H61V239H59ZM68 240V239H67ZM111 240V239H110ZM113 240V239H112ZM116 240V239H115ZM121 240V239H120ZM185 240V239H184ZM187 240V239H186ZM185 240V241H186ZM189 240V239H188ZM196 240V239H195ZM209 240V239H208ZM207 240V241H208ZM211 240V239H210ZM229 240H230V238H229ZM225 241L224 243H227L228 245H229V242L230 241ZM231 240H232V238H231ZM239 240V239H238ZM259 240V239H258ZM56 241V240H55ZM114 241V240H113ZM124 241H125V236H124ZM146 241V240H145ZM179 241V240H178ZM192 241V240H191ZM206 241V240H205ZM204 241V242H205ZM217 241H219V240H217ZM222 241V240H221ZM234 241V240H233ZM252 241V240H251ZM66 242V241H65ZM118 242V241H117ZM116 242V243H117ZM127 242H128V239H127ZM148 242V241H147ZM150 242V241H149ZM160 242V241H159ZM187 242V241H186ZM195 242V241H194ZM210 242V241H209ZM232 242V241H231ZM260 242V241H259ZM19 243V242H18ZM23 243V244H24ZM53 243H54V241H53ZM66 243H68V241L66 242ZM65 243V244H66ZM110 243V242H109ZM121 243V242H120ZM161 243V242H160ZM176 243V242H175ZM191 243V242H190ZM196 243V242H195ZM217 243V242H216ZM245 243V242H244ZM17 244V243H16ZM21 244V243H20ZM19 244V245H20ZM22 244V245H23ZM56 244V243H55ZM58 244H59V242H58ZM57 244V245H58ZM64 244V245H65ZM122 244H123V242H122ZM127 244H129V242L127 243ZM168 244V243H167ZM189 244V243H188ZM222 244V243H221ZM221 244H220V246L219 247H222L221 246ZM227 244H225V245H227ZM232 244V243H231ZM231 244H230V247H231ZM42 245H44L43 247H42ZM149 245V244H148ZM184 245V244H183ZM195 245H197V244H195ZM211 245V244H210ZM216 245V244H215ZM227 245V246H228ZM236 245V244H235ZM261 245V244H260ZM67 246V245H66ZM117 246V245H116ZM118 246H119V244H118ZM130 246H132V245H130ZM142 246V245H141ZM182 246V245H181ZM246 246V245H245ZM257 246V245H256ZM264 246V245H263ZM68 247V246H67ZM108 247V248H107ZM115 247V246H114ZM136 247V246H135ZM201 247V246H200ZM225 247V246H224ZM223 247V248H224ZM40 248V249H41ZM64 248V247H63ZM116 248V247H115ZM122 248H123V251L124 252H128V250H129V247H128V245L126 246L125 244L124 245H122ZM133 248V247H132ZM149 248V247H148ZM184 248H185V246H184ZM198 248V247H197ZM258 248V247H257ZM39 249V248H38ZM39 249V250H40ZM88 249V250H87ZM107 249H108V252H107ZM160 249V248H159ZM182 249V248H181ZM193 249V248H192ZM196 249V248H195ZM225 249H226V247H225ZM231 249V248H230ZM252 249V248H251ZM262 249V248H261ZM260 249V250H261ZM21 250H22V248H21ZM20 250V251H21ZM30 249H28V251H29ZM116 250H117V248H116ZM120 250H121V246H120ZM190 250V249H189ZM213 250V249H212ZM247 250H248V247H247ZM254 250V249H253ZM256 250V249H255ZM258 250V249H257ZM30 251H33L34 253L33 254H35V250H30ZM38 251V250H37ZM41 251V250H40ZM122 251V250H121ZM131 251H132V249H131ZM135 251H137L136 249H135ZM153 251V250H152ZM164 251V250H163ZM185 251V250H184ZM222 251V250H221ZM251 251V250H250ZM262 251H264V250H262ZM24 252V251H23ZM95 252V251H94ZM98 252V251H97ZM112 252H114V250H112ZM134 252V251H133ZM146 252V251H145ZM179 252V251H178ZM181 252H183L182 250H181ZM180 252V253H181ZM187 252H188V250H187ZM187 252H185V254H187ZM199 252V251H198ZM197 252V253H198ZM205 252V251H204ZM235 252V251H234ZM233 252V253H234ZM254 252V251H253ZM25 253V252H24ZM117 253V252H116ZM138 253V252H137ZM177 253V252H176ZM196 253V252H195ZM250 253H252V252H250ZM258 253H260V252H258ZM257 253V254H258ZM66 254V253H65ZM82 254V253H81ZM81 254H79L80 255V258H82V256H83V254H82V256H81ZM95 254H96V252H95ZM98 254V253H97ZM113 254V253H112ZM125 254V253H124ZM123 254V255H124ZM152 254V253H151ZM183 254V253H182ZM199 254V253H198ZM202 254V253H201ZM254 254V253H253ZM256 254V255H257ZM261 254V253H260ZM26 255V254H25ZM36 255V254H35ZM76 255H77V253H76ZM127 255V254H126ZM126 255H125V257H126ZM132 254H130L129 255V257L131 256ZM148 255V254H147ZM159 255V254H158ZM174 255V254H173ZM195 255V254H194ZM197 255V254H196ZM195 255V256H196ZM205 255V254H204ZM224 255V254H223ZM255 255V256H256ZM34 256V255H33ZM69 256V255H68ZM78 256V255H77ZM144 256V255H143ZM178 256H179V253H178ZM183 256H184V254H183ZM190 256H191V253H190ZM202 256V255H201ZM229 256V255H228ZM27 257V256H26ZM30 257V256H29ZM71 257H68V258H70V260H67L68 261V263L67 264H75L74 262H73V260L71 259ZM87 257V258H88ZM94 257H96V256H94ZM146 257V256H145ZM159 257V256H158ZM215 257V256H214ZM223 257V256H222ZM256 257H258V256H256ZM255 257V258H256ZM260 257V256H259ZM258 257V258H259ZM77 258V257H76ZM84 258H85V256H84ZM101 258V259H102ZM116 258V257H115ZM131 258V257H130ZM176 258V257H175ZM181 258H182V256H181ZM196 258V257H195ZM202 258V257H201ZM205 258V257H204ZM25 259V258H24ZM67 259V258H66ZM78 259V258H77ZM83 259V258H82ZM86 259V258H85ZM91 259V258H90ZM89 259V260H90ZM118 259V258H117ZM147 259V258H146ZM149 259V258H148ZM179 259V258H178ZM177 259V260H178ZM183 260V262L185 263V264H193V260L192 259H190V260H185V261H187V262H185L184 261V257L182 258ZM188 259V258H187ZM199 259V258H198ZM203 259V258H202ZM242 259V258H241ZM257 259V258H256ZM34 260V259H33ZM48 260V259H47ZM65 260V259H64ZM88 260V259H87ZM86 260V261H87ZM95 260V259H94ZM93 260V261H94ZM176 260V259H175ZM235 260V259H234ZM259 259H257V261H258ZM75 261H77V260H75ZM91 261V260H90ZM101 261V260H100ZM153 261H154V259H153ZM159 261V260H158ZM181 261V260H180ZM182 261L180 262V263H182ZM231 261H233V260H231ZM244 261V260H243ZM242 261V262H243ZM2 262V261H1ZM89 262V261H88ZM99 262V261H98ZM140 262V261H139ZM138 262V263H139ZM196 262V261H195ZM213 262V261H212ZM238 262V261H237ZM248 262V261H247ZM254 262V261H253ZM262 262V261H261ZM260 262V263H261ZM29 263V262H28ZM78 263V262H77ZM96 263V262H95ZM143 263H144V261H143ZM153 263V262H152ZM158 263V262H157ZM174 263V262H173ZM198 263V262H197ZM216 263V262H215ZM230 263H232V262H230ZM239 263V262H238ZM13 264V263H12ZM34 264V263H33ZM79 264V263H78ZM83 264V263H82ZM89 264H91V263H89ZM137 264V263H136ZM145 264V263H144ZM147 264V263H146ZM204 264H205V262H204ZM212 264V263H211ZM219 264V263H218ZM225 264V263H224ZM252 264V263H251ZM262 264H263V262H262Z\"/></svg>", "mask_w": 264, "mask_h": 264}]
</instances>
